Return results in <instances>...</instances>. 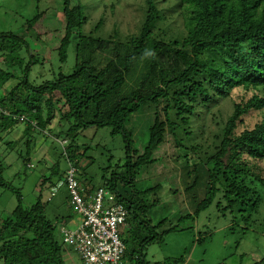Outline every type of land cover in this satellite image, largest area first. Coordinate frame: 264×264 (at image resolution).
Returning a JSON list of instances; mask_svg holds the SVG:
<instances>
[{"label":"trees","instance_id":"trees-1","mask_svg":"<svg viewBox=\"0 0 264 264\" xmlns=\"http://www.w3.org/2000/svg\"><path fill=\"white\" fill-rule=\"evenodd\" d=\"M93 8L83 0H61L65 24L55 51L63 63L72 46L74 64L69 73L59 71L42 82L28 78L39 62L28 41L0 32V133L24 124L26 158L32 132L49 128L59 110L65 128L55 136L67 143L60 157L76 169L80 184L114 192L127 209L123 225L132 232L129 237L120 234L126 245L122 264H148L146 247L162 244L168 233L178 230L179 223L159 230L165 219L153 224L149 216L158 199L149 202L147 196L161 185L143 189L136 185V176L157 162L153 154L167 137L185 158L190 152L200 153L207 177L204 197L178 222L194 221L216 200L222 214L233 215L228 231L238 227L245 234L264 205L258 189L264 186V0H142L138 31L125 36L116 25L104 31V13L91 21ZM35 9L33 18L39 21L43 12ZM10 81L15 84L5 91ZM223 99L231 102L230 114L210 143H198L202 126L195 120L203 121L205 113L214 115L212 107ZM150 106L155 109L153 121L139 152L127 123ZM256 113L258 119L251 126L247 116ZM103 127L110 128L111 135H121L124 158L112 170L105 167L101 185L94 186L88 178L79 180L85 173L80 161L86 148L82 152L76 139L88 128ZM4 144L12 148L16 143ZM50 169L42 183L53 186L63 181L59 158ZM3 171L0 163V187L10 190L17 204L9 215H0V264H66L63 242L55 236L57 225L47 218L41 195L30 207L24 206L20 188L5 180ZM182 262L180 257L154 264Z\"/></svg>","mask_w":264,"mask_h":264},{"label":"rangeland","instance_id":"rangeland-1","mask_svg":"<svg viewBox=\"0 0 264 264\" xmlns=\"http://www.w3.org/2000/svg\"><path fill=\"white\" fill-rule=\"evenodd\" d=\"M83 2L94 6L90 10L91 21H97L100 14L104 13L106 17L104 31H110L114 25L124 36L138 31L142 0H105L101 5H96L92 0H83ZM111 3L114 4L113 9L110 7ZM36 7L43 12L39 21L33 18ZM64 24L61 0H38V2L37 0H0V32H12L28 41L34 57L39 59L29 72L30 81L42 82L52 79L59 71L66 74L72 70L73 47H69L67 59L63 63L59 61L55 51L63 35ZM89 27L91 25L86 26L88 29ZM14 84L15 81L7 82L5 91ZM60 106L61 102L56 105V109ZM231 110L230 100L223 99L212 107L214 115L205 113L202 116L203 121L195 120L194 124L202 126V131L196 138L197 142L210 143ZM154 111V106L145 107L133 115L127 123V127L132 132L133 145L139 149V152L147 139V128L153 121ZM43 114L45 115V111ZM54 114L48 125L49 128L32 132L29 137L32 139L31 150L27 159L24 124L19 123L11 131L1 132L0 136L4 141H0V163L4 168V179L11 182L13 187L20 188L24 206L30 207L37 196L41 195L47 218L57 225L55 236L58 241H62L59 231L61 219H68L63 225L74 229L73 222L76 221V216L68 205V193L64 186L50 197L52 186L48 182L42 183L43 179L50 176V167L58 158L59 171H64L68 167V162L64 157H60L62 147L67 143L55 136V133L64 130L65 126L59 122V110H55ZM257 119L258 113L247 116L251 126ZM10 141L16 143L12 148L4 144ZM76 142L82 152L86 148L85 155L80 161V168L85 169L84 176H79L80 182L88 178L92 185H101L100 177L104 168L111 166L109 169L112 170L115 164L123 162L124 141L121 135H111L110 128H88L78 135ZM183 154V151L174 147L171 137H167L153 154L157 162L136 176V185L139 189L161 185L160 190L147 196L149 202L158 199V204L149 213L153 224L165 219L164 224L159 228L164 230L179 223L178 230L168 233L162 244H151L146 247L148 264L163 262L168 258L175 261L180 257L183 258L180 264H264L263 204L253 215L249 230L242 235L238 227L231 232L228 231L233 215L229 211L222 214L220 208L216 206V200L194 221L186 218L178 222L180 217L194 212L197 202L207 191L205 167L198 159L200 153L195 155L190 152L186 158ZM261 165L264 167V161ZM56 179L57 177H53L52 180L56 181ZM194 180L197 183L190 187ZM258 189L264 196V186L259 185ZM48 197H50L49 201ZM217 200L222 201L219 197ZM16 204L15 195L10 190L0 187V215H9ZM121 232L122 237H129L132 231L126 224L120 227V234ZM200 237H202L201 241L198 240ZM236 241L239 243L236 244ZM63 248V259L66 264H80L77 254L67 244L63 243ZM124 264H133V262L126 261Z\"/></svg>","mask_w":264,"mask_h":264},{"label":"built area","instance_id":"built-area-1","mask_svg":"<svg viewBox=\"0 0 264 264\" xmlns=\"http://www.w3.org/2000/svg\"><path fill=\"white\" fill-rule=\"evenodd\" d=\"M23 119V116L19 118ZM76 175V169L68 163L63 181L50 188V197L59 188H66L68 205L76 216L74 229L66 228L63 224L67 220H61L62 242L77 254L80 264H122L126 245L120 237V227L127 209L116 201L114 192L102 187H84Z\"/></svg>","mask_w":264,"mask_h":264}]
</instances>
